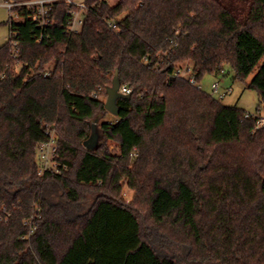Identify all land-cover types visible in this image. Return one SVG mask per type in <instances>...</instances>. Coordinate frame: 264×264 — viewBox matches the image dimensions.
Instances as JSON below:
<instances>
[{"label":"trees","instance_id":"16d2710c","mask_svg":"<svg viewBox=\"0 0 264 264\" xmlns=\"http://www.w3.org/2000/svg\"><path fill=\"white\" fill-rule=\"evenodd\" d=\"M82 3L78 32L58 2L41 40L23 10L0 46V264H264V0ZM225 68L250 78L257 115L196 85ZM115 71L130 93L104 121ZM47 130L59 172L40 178Z\"/></svg>","mask_w":264,"mask_h":264},{"label":"built area","instance_id":"2783aa9c","mask_svg":"<svg viewBox=\"0 0 264 264\" xmlns=\"http://www.w3.org/2000/svg\"><path fill=\"white\" fill-rule=\"evenodd\" d=\"M63 2L67 6H75L76 10L69 11L70 20L67 23L66 30L70 33H76L79 31L82 25V13L84 12L83 3L75 4L73 0H29L25 2L12 3L5 2L1 6L7 10L8 16V26L11 23H16L21 20L19 14L20 11H26L29 18L33 21L35 26L40 30V35L38 36V41L42 38V31L51 24L50 11L51 6L55 3ZM112 27V25L110 24ZM11 39V35H8V39ZM13 38V36H12ZM10 48L12 53V58L17 56V43L16 41H10ZM180 74V72H178ZM221 71L219 75H222ZM44 76H48L45 74ZM181 76V75H180ZM187 77V71L182 76ZM189 83L193 84L194 79L189 78ZM118 92L122 95H128L130 90L125 86H119ZM227 92V91H226ZM226 92L219 93L218 84L215 82L211 84V93L217 94L219 99H222ZM253 117L252 115L246 113L244 118ZM264 128V118H260L255 122L254 130ZM46 140L38 143L35 148V161H36V176L43 177L47 173H58L59 164L56 162V139L53 130H47ZM41 218L39 208L34 206L30 216L23 221V226L26 227L25 238L28 239L35 230V223Z\"/></svg>","mask_w":264,"mask_h":264},{"label":"rangeland","instance_id":"374dc122","mask_svg":"<svg viewBox=\"0 0 264 264\" xmlns=\"http://www.w3.org/2000/svg\"><path fill=\"white\" fill-rule=\"evenodd\" d=\"M6 0H0V46L3 45L8 39V24L5 22L8 20L9 13L5 8L1 5L4 4ZM75 4L83 2V0H73ZM108 4L113 6L116 4L117 0H107ZM186 69L180 70V75L183 76L185 74ZM234 73L230 68H225L224 73L222 75H218L217 77L212 75H204L196 85L200 88V90L210 96H212L216 101L224 106H236L237 108L243 110L245 113H248L252 116L257 115V111L260 109L259 99L257 93L252 90L246 88V84L249 82L248 80L240 81L233 78ZM218 84L219 93L226 92L225 96L222 99H219L217 94L211 93V84ZM103 98V102L105 101V95ZM113 116L107 114L103 120L104 121H113ZM95 127L98 129L100 120L96 122H92ZM106 147L109 151L115 150V144L111 142H105ZM82 146V145H81ZM121 200L124 203H130L133 191L130 190L126 185V180H124L121 184ZM142 221L143 218L141 217ZM184 264V263H181Z\"/></svg>","mask_w":264,"mask_h":264},{"label":"water","instance_id":"95a60500","mask_svg":"<svg viewBox=\"0 0 264 264\" xmlns=\"http://www.w3.org/2000/svg\"><path fill=\"white\" fill-rule=\"evenodd\" d=\"M119 81L117 72L115 71L114 76L111 80L109 87L105 89V101L103 108L105 112L116 117L118 115V109L116 107V100L128 98V95H122L118 92ZM96 122V121H95ZM100 134L94 124H91V131L88 138L82 143V147L87 152H94L98 148V140Z\"/></svg>","mask_w":264,"mask_h":264}]
</instances>
